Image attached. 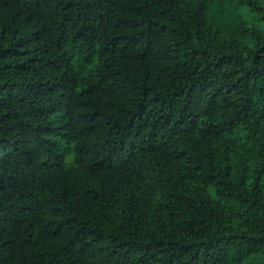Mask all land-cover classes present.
I'll use <instances>...</instances> for the list:
<instances>
[{
    "label": "trees",
    "instance_id": "trees-1",
    "mask_svg": "<svg viewBox=\"0 0 264 264\" xmlns=\"http://www.w3.org/2000/svg\"><path fill=\"white\" fill-rule=\"evenodd\" d=\"M0 264H264V0H0Z\"/></svg>",
    "mask_w": 264,
    "mask_h": 264
}]
</instances>
